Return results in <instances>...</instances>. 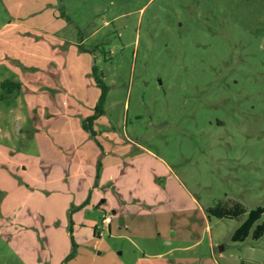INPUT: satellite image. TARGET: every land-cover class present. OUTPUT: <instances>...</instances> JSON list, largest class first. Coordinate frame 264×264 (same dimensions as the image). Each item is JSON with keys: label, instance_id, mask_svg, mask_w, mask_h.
<instances>
[{"label": "rangeland", "instance_id": "1", "mask_svg": "<svg viewBox=\"0 0 264 264\" xmlns=\"http://www.w3.org/2000/svg\"><path fill=\"white\" fill-rule=\"evenodd\" d=\"M258 206L264 0H0V264H264Z\"/></svg>", "mask_w": 264, "mask_h": 264}, {"label": "trees", "instance_id": "2", "mask_svg": "<svg viewBox=\"0 0 264 264\" xmlns=\"http://www.w3.org/2000/svg\"><path fill=\"white\" fill-rule=\"evenodd\" d=\"M95 75L97 77V82L99 87L101 88V97L99 103L96 107L97 114H101L105 112L104 104L106 101L107 93L110 89L109 85L99 76L98 69L94 70ZM8 82L5 81L2 83V86H7ZM245 208L241 203H235L232 206L225 205H215L207 208L208 215H215L219 218L230 217L236 218L241 216V214L245 213ZM264 215V207L258 206L256 208L251 209L248 212L247 218L240 224L239 227L236 228L232 235V240L241 241L248 237L254 228V225L261 217ZM96 229V228H95ZM264 234V221L262 223L257 224V226L253 229V237L260 238Z\"/></svg>", "mask_w": 264, "mask_h": 264}, {"label": "built area", "instance_id": "3", "mask_svg": "<svg viewBox=\"0 0 264 264\" xmlns=\"http://www.w3.org/2000/svg\"><path fill=\"white\" fill-rule=\"evenodd\" d=\"M111 221H112V219H111L110 216H107V217H104V218H103V220H102V225H103V227H101V226H99V225L96 227V230H97V229L100 230V231H99V234H100V235H102V234L105 232L106 227H109Z\"/></svg>", "mask_w": 264, "mask_h": 264}, {"label": "crops", "instance_id": "4", "mask_svg": "<svg viewBox=\"0 0 264 264\" xmlns=\"http://www.w3.org/2000/svg\"><path fill=\"white\" fill-rule=\"evenodd\" d=\"M116 210H114V212H115ZM111 224V223H110ZM109 227H110V225H109ZM95 234V233H94ZM201 241V239L200 240H197L195 243L197 244V245H199V242ZM156 257H161V255H157Z\"/></svg>", "mask_w": 264, "mask_h": 264}, {"label": "water", "instance_id": "5", "mask_svg": "<svg viewBox=\"0 0 264 264\" xmlns=\"http://www.w3.org/2000/svg\"><path fill=\"white\" fill-rule=\"evenodd\" d=\"M221 249H223V247H221Z\"/></svg>", "mask_w": 264, "mask_h": 264}]
</instances>
